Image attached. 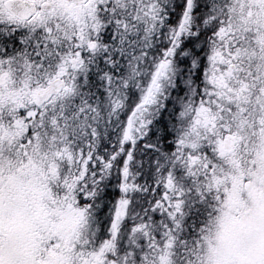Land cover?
I'll return each instance as SVG.
<instances>
[{
	"label": "snow or ice",
	"instance_id": "1",
	"mask_svg": "<svg viewBox=\"0 0 264 264\" xmlns=\"http://www.w3.org/2000/svg\"><path fill=\"white\" fill-rule=\"evenodd\" d=\"M0 264H264V0H0Z\"/></svg>",
	"mask_w": 264,
	"mask_h": 264
}]
</instances>
